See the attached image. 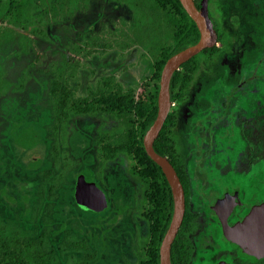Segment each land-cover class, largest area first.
I'll list each match as a JSON object with an SVG mask.
<instances>
[{
    "label": "flooded vegetation",
    "instance_id": "af4514ba",
    "mask_svg": "<svg viewBox=\"0 0 264 264\" xmlns=\"http://www.w3.org/2000/svg\"><path fill=\"white\" fill-rule=\"evenodd\" d=\"M193 1L200 9L201 0ZM208 12L216 42L173 73L170 109L153 142L155 151L156 147L165 151V155L156 152L172 164L184 192V214L171 243L170 261L171 264H264L263 252L246 249L235 239L236 227L252 213L254 206L264 203V0H208ZM222 20L227 22L223 27ZM137 47L155 57L145 68L149 77L141 91L125 87L115 74L110 75L117 93L129 92L127 97L131 95L133 107L146 104L157 91V116L160 79L158 82L154 79L153 66L159 56L150 47L112 49L127 51ZM66 62L70 64L71 60ZM175 73L180 78L175 79L176 86L172 82ZM121 101L118 98V104ZM111 117L116 122L115 128L100 130L98 135L112 133L118 143L125 129L124 120ZM137 122L138 115L132 111L129 123L134 131ZM106 162L123 164L130 170V159L124 153ZM87 173V177L97 182L92 171ZM166 182L170 196L164 187L159 206L145 201L143 194L139 197L135 194L127 215L131 227L119 228V220L125 221V217L117 215L113 227L116 237L111 241L102 237L97 245L90 244L98 256L106 252L110 242L124 239L126 245L116 254L119 262L138 264L146 256L149 262L158 259L160 264V246L174 210L167 179ZM106 197L108 201L107 193Z\"/></svg>",
    "mask_w": 264,
    "mask_h": 264
},
{
    "label": "rangeland",
    "instance_id": "374dc122",
    "mask_svg": "<svg viewBox=\"0 0 264 264\" xmlns=\"http://www.w3.org/2000/svg\"><path fill=\"white\" fill-rule=\"evenodd\" d=\"M135 22V12L126 5L112 0H91L86 11L51 22L45 36H32L30 30L17 28L0 48V65L9 84L0 94V230L9 225L29 238L45 232L48 248L55 251L53 264H125L116 258L120 247L126 245L124 239L110 242L106 252L99 253L100 259L87 262L85 251L67 245L83 238L91 245H97L102 237L113 240L117 215L125 217V221L119 220V228L131 227L128 211L132 209L135 194L138 197L143 194L144 185L128 167L103 162L97 154L100 130L111 131L116 122L109 115H81L71 119L68 143L63 150H68L71 167L57 200V211L66 218L63 223L57 214L58 220L52 223L50 218H55V214L49 216L48 209L41 210L42 203L30 199L21 185H9L7 189L4 179L10 173L6 162L12 161L15 167L12 174L20 167L25 168L24 165L36 171L43 162L49 163L48 159L52 164L55 162L50 133L53 122L50 88L56 76L53 71L64 62L71 60L70 66L76 67L71 83L79 95H85L88 86L95 87L102 76L110 74H115L125 87L133 86L138 93L141 91L149 77L145 68L154 62V56L138 47L100 53V44ZM226 23L222 20L220 24L223 27ZM26 35L32 36L28 48ZM69 70L68 66V76ZM87 171H92L108 195L109 205L102 213L82 211L73 200L77 174ZM33 175L37 176L34 171ZM28 188L31 183H27Z\"/></svg>",
    "mask_w": 264,
    "mask_h": 264
},
{
    "label": "trees",
    "instance_id": "16d2710c",
    "mask_svg": "<svg viewBox=\"0 0 264 264\" xmlns=\"http://www.w3.org/2000/svg\"><path fill=\"white\" fill-rule=\"evenodd\" d=\"M131 8L136 14V22L132 26L122 27L117 34L111 35L101 47L106 52L112 48H129L131 46L150 47L159 57L153 66V77L158 82L160 73L166 60L177 51L194 44L199 38L196 24L182 7L179 0H112ZM90 0H0V47L3 42L11 39L17 28L30 30L32 36H45L47 26L60 18L78 11L86 10ZM32 36H25L27 43H32ZM8 42V41H7ZM68 66L69 76L66 75ZM75 66L64 62L55 68L56 74L51 83V96L53 102V122L50 129L51 138L54 139L52 154L55 162H43L39 168H30L24 165L15 174L12 161L8 163L10 175L4 179L5 185H21L29 193L30 199H38L42 203L41 210L60 217L61 223L65 221L57 211V200L63 193V187L69 174L71 162L67 151L63 152L68 143V128L75 116L81 115H110L124 120L125 129L121 133L122 139L117 143L112 133H101L97 137L98 155L101 161L113 160L118 153L126 154L130 159L131 173L138 177L144 185V200H149L154 206L161 205V193L166 187L170 191L164 174L146 153L142 136L157 111V91H154L149 102L139 103L133 107V101L127 97L129 92L117 93L113 76H103L95 87L88 86L85 95H79L78 90L72 86L70 79L75 78ZM175 79H180L175 73L172 82L178 85ZM157 84V83H156ZM5 71L0 65V94L8 89ZM156 90L158 85L155 86ZM118 98H122L118 104ZM132 111L138 115L135 131L129 119ZM43 133H41L42 135ZM14 141L12 146L14 145ZM13 149H16L13 147ZM156 151L165 155V151ZM62 164V166H60ZM62 167L61 170L59 168ZM7 169V168H6ZM28 171V172H27ZM36 173V177L33 175ZM86 174H88L86 172ZM27 183L31 188L27 189ZM75 202V198L73 199ZM76 204V202H75ZM77 206V204H76ZM78 209H80L77 206ZM81 210V209H80ZM83 211V210H82ZM63 218V220H62ZM58 220L50 218L51 222ZM69 219V218H68ZM67 219V220H68ZM24 221V220H22ZM64 225V224H63ZM69 248L85 251V260L100 259L98 251L92 249L86 239L67 242ZM90 249L93 253H90ZM55 251L48 248L45 232L35 238H29L20 230L5 225L0 230V264H53ZM146 256L138 264H158L149 262Z\"/></svg>",
    "mask_w": 264,
    "mask_h": 264
},
{
    "label": "water",
    "instance_id": "95a60500",
    "mask_svg": "<svg viewBox=\"0 0 264 264\" xmlns=\"http://www.w3.org/2000/svg\"><path fill=\"white\" fill-rule=\"evenodd\" d=\"M190 18L195 22L199 32V40L186 48L171 55L164 64L160 77L158 93V112L152 125L143 137V144L147 155L160 166L165 175L173 196L174 210L168 230L160 246V264H171L170 247L175 234L181 224L185 202L184 192L177 173L169 160L159 155L153 142L157 137L170 109V82L173 73L184 62L216 42V32L211 25L208 12V0H201L200 9L193 0H179ZM74 198L77 206L83 211L102 213L108 206L105 191L86 173L77 175L74 185ZM235 239L246 249L264 253V203L254 206L253 211L235 229Z\"/></svg>",
    "mask_w": 264,
    "mask_h": 264
}]
</instances>
